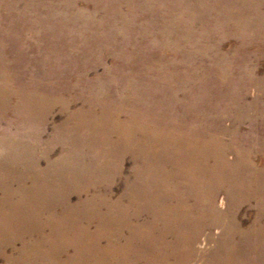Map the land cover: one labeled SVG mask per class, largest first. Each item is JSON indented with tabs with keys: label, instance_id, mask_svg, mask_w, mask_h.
<instances>
[{
	"label": "bare ground",
	"instance_id": "6f19581e",
	"mask_svg": "<svg viewBox=\"0 0 264 264\" xmlns=\"http://www.w3.org/2000/svg\"><path fill=\"white\" fill-rule=\"evenodd\" d=\"M212 2V20H232L238 27L253 16L255 25L247 27L246 21L245 32L264 28V0ZM5 56L0 48V67ZM184 82L177 74L157 80L164 91L147 104L149 91L139 86L130 96L114 99L107 91L103 99L71 110L72 101L41 84L6 93L7 80L0 77V103L19 106L0 117L14 113L46 123L56 104L63 115L41 152L39 142H0V152L23 153L0 169L1 264H264V152L259 165L254 151L264 148V133L253 125L257 135L246 138L240 124L263 113L254 105L216 104L226 97L223 89L195 95L192 107L173 111L171 98H177L170 90ZM224 115L237 126L224 124ZM117 185L121 190L115 194ZM244 204L252 207L247 226L237 215ZM213 229H219L216 237L205 232ZM46 231L64 234L45 239L42 257Z\"/></svg>",
	"mask_w": 264,
	"mask_h": 264
},
{
	"label": "rangeland",
	"instance_id": "374dc122",
	"mask_svg": "<svg viewBox=\"0 0 264 264\" xmlns=\"http://www.w3.org/2000/svg\"><path fill=\"white\" fill-rule=\"evenodd\" d=\"M195 1L193 6L181 0H175V5H169V0H0V48L6 54L0 77L7 80L2 90L18 93L41 84L47 92L72 101V110L84 101L103 99L107 91L115 99L130 96L141 86L149 91L143 98L147 104L158 100L164 91L156 81L177 74L185 84L170 90L182 101L171 98L173 111L192 107L190 98L195 95H217L223 89L226 97L216 104L247 109L256 106L263 116L254 118L252 125L246 118L240 123L241 130L249 139L256 133L262 135L264 28L245 32L242 26L246 21L247 27L255 25L251 23L253 16L240 21L238 27L232 20L228 24L212 20V0H205L206 4L201 2L204 0ZM112 2L117 5L109 8L107 4ZM260 7L264 11V4ZM17 76L21 80L19 86L15 83ZM0 107L8 108L0 111L6 114L19 106L15 101L3 100ZM53 107L46 123L14 113L0 117V142H39L38 152L43 151L56 133L53 125L63 120L59 106ZM188 110L191 114L192 110ZM231 117L224 115L223 123L235 128L238 122L232 125ZM253 125L259 132L253 133ZM49 147L57 149L54 153L59 148ZM254 151L258 159L255 163L260 165L264 148L255 147ZM1 155L4 160H0V169L23 153L4 151ZM230 157L228 153L227 158ZM123 166L128 170L131 164L126 160ZM120 190L117 185L114 193ZM250 209L249 204H244L237 210L243 226L251 222ZM206 231L216 237L219 229ZM60 232L46 231L47 236L40 238L42 257L48 250L45 239L61 237L64 233ZM212 246L213 243L206 245Z\"/></svg>",
	"mask_w": 264,
	"mask_h": 264
}]
</instances>
